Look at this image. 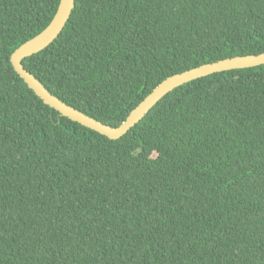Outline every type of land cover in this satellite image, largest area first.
I'll use <instances>...</instances> for the list:
<instances>
[{
    "label": "trees",
    "instance_id": "1",
    "mask_svg": "<svg viewBox=\"0 0 264 264\" xmlns=\"http://www.w3.org/2000/svg\"><path fill=\"white\" fill-rule=\"evenodd\" d=\"M60 2L0 0V264H264V65L181 86L111 140L11 62ZM262 53L264 0H76L23 65L116 128L167 78Z\"/></svg>",
    "mask_w": 264,
    "mask_h": 264
},
{
    "label": "water",
    "instance_id": "2",
    "mask_svg": "<svg viewBox=\"0 0 264 264\" xmlns=\"http://www.w3.org/2000/svg\"><path fill=\"white\" fill-rule=\"evenodd\" d=\"M75 7L76 0H61L59 9L50 25L39 35L17 49L11 57V62L16 72L25 81L28 87L33 90L46 105L55 109L61 116L96 131L111 140H119L126 136L133 128L141 123L165 97L181 86L214 74L250 69L264 65V53H262L259 55L228 58L173 75L156 87L153 92L131 112L128 119L120 127L115 128L108 126L69 106L53 95L34 75L29 73L23 65L25 59L41 53L60 37L71 20Z\"/></svg>",
    "mask_w": 264,
    "mask_h": 264
},
{
    "label": "rangeland",
    "instance_id": "3",
    "mask_svg": "<svg viewBox=\"0 0 264 264\" xmlns=\"http://www.w3.org/2000/svg\"><path fill=\"white\" fill-rule=\"evenodd\" d=\"M233 71H235V70H233ZM165 81V80H164ZM162 84V83H161Z\"/></svg>",
    "mask_w": 264,
    "mask_h": 264
},
{
    "label": "bare ground",
    "instance_id": "4",
    "mask_svg": "<svg viewBox=\"0 0 264 264\" xmlns=\"http://www.w3.org/2000/svg\"><path fill=\"white\" fill-rule=\"evenodd\" d=\"M263 66V65H262ZM228 72V71H227ZM176 90V89H175Z\"/></svg>",
    "mask_w": 264,
    "mask_h": 264
},
{
    "label": "clouds",
    "instance_id": "5",
    "mask_svg": "<svg viewBox=\"0 0 264 264\" xmlns=\"http://www.w3.org/2000/svg\"><path fill=\"white\" fill-rule=\"evenodd\" d=\"M27 59H28V58H27ZM25 60H26V59H25ZM25 60H24V61H25Z\"/></svg>",
    "mask_w": 264,
    "mask_h": 264
}]
</instances>
